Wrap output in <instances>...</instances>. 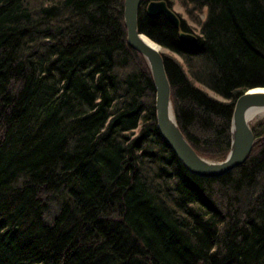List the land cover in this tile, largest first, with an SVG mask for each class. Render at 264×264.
<instances>
[{
	"label": "trees",
	"instance_id": "16d2710c",
	"mask_svg": "<svg viewBox=\"0 0 264 264\" xmlns=\"http://www.w3.org/2000/svg\"><path fill=\"white\" fill-rule=\"evenodd\" d=\"M152 1L138 30L168 52L177 125L221 162L236 100L264 88V0H165L178 29L147 17ZM123 2L0 0V264H264V123L228 174L187 171Z\"/></svg>",
	"mask_w": 264,
	"mask_h": 264
},
{
	"label": "water",
	"instance_id": "95a60500",
	"mask_svg": "<svg viewBox=\"0 0 264 264\" xmlns=\"http://www.w3.org/2000/svg\"><path fill=\"white\" fill-rule=\"evenodd\" d=\"M141 0H124V24L128 46L147 62L156 91L155 109L160 137L169 150L191 174L201 178H219L242 165L249 157L256 142L252 127L247 120L251 111L264 110V89H250L238 97L230 125V150L221 162H211L198 156L178 128L170 101L168 82L161 47L147 42L138 30V12ZM150 19L164 16L169 24L180 27V19L165 1H152L146 7ZM181 44L193 48L197 39L190 33L179 35ZM262 90V91H254Z\"/></svg>",
	"mask_w": 264,
	"mask_h": 264
},
{
	"label": "bare ground",
	"instance_id": "6f19581e",
	"mask_svg": "<svg viewBox=\"0 0 264 264\" xmlns=\"http://www.w3.org/2000/svg\"><path fill=\"white\" fill-rule=\"evenodd\" d=\"M155 1H158V0H155ZM160 1H165V0H160ZM166 2V1H165ZM167 4V3H166ZM168 6V5H167ZM173 11V9H171ZM146 12V10H145ZM174 12V11H173ZM175 13V12H174ZM176 14V13H175ZM177 15V14H176ZM160 17V16H159ZM164 17V16H163ZM158 18V17H157ZM165 18V17H164ZM179 18V17H178ZM166 19V18H165ZM180 19V18H179ZM168 22V21H167ZM123 23H124V2H123ZM124 27H125V24H124ZM182 32L179 33V35L181 34ZM184 33V32H183ZM143 35V34H142ZM145 36V35H143ZM147 42L149 43H152V41L150 39H148L146 36L144 38ZM136 52V51H135ZM161 52V51H160ZM140 55V54H139ZM141 56V55H140ZM161 56H162V52H161ZM142 57V56H141ZM143 58V57H142ZM144 59V58H143ZM145 61V60H144ZM146 65H147V62L145 61ZM164 63V62H163ZM148 67V66H147ZM165 68V66H164ZM149 69V67H148ZM150 71V70H149ZM151 74V73H150ZM167 76V75H166ZM152 77V76H151ZM168 79V78H167ZM154 84V83H153ZM153 89H154V93L156 94V91H155V87L153 86ZM258 89H262V88H258ZM264 89V88H263ZM254 91H262V90H254ZM243 95V94H242ZM155 99H156V95H155ZM170 101H171V104H172V100H171V93H170ZM155 102V101H154ZM173 107V105H172ZM154 108H155V105H154ZM259 117H264V110H254V111H251L248 116H247V120L248 122L251 124L252 122H254L257 118ZM155 120H156V127H157V117H156V109H155ZM176 120V119H175ZM177 123V122H176ZM179 128V127H178ZM157 130H158V127H157ZM180 130V129H179ZM159 133V131H158ZM160 135V134H159ZM205 159V158H203ZM207 160V159H205ZM208 161H211V160H208ZM211 162H214V161H211Z\"/></svg>",
	"mask_w": 264,
	"mask_h": 264
},
{
	"label": "rangeland",
	"instance_id": "374dc122",
	"mask_svg": "<svg viewBox=\"0 0 264 264\" xmlns=\"http://www.w3.org/2000/svg\"><path fill=\"white\" fill-rule=\"evenodd\" d=\"M173 11L176 13V14H178V15H180L181 16V18L184 20V19H186V16H185V14L183 13V11H182V9L177 5V4H174V6H173ZM202 19H203V16H202ZM189 25L192 27V29H194V27L192 26V24H190L189 23ZM190 34H192V35H194L195 37L198 35V30H195L194 29V31L192 32V33H190ZM156 44V43H155ZM162 53H168L167 51H165V50H160ZM258 89V88H257ZM263 89V88H262ZM214 98H216L215 96H213ZM216 99H219V98H216ZM220 100V99H219ZM259 123H264V117H259V118H257L254 122H252L250 125H251V127L253 126V127H256Z\"/></svg>",
	"mask_w": 264,
	"mask_h": 264
}]
</instances>
